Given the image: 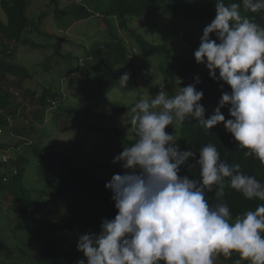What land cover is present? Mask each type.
<instances>
[{
    "label": "trees",
    "instance_id": "trees-1",
    "mask_svg": "<svg viewBox=\"0 0 264 264\" xmlns=\"http://www.w3.org/2000/svg\"><path fill=\"white\" fill-rule=\"evenodd\" d=\"M69 1L72 0L48 1V8L53 10L60 24H66L68 17L76 19L77 22L99 18L109 31L107 41L90 48L85 54L83 61L91 62L85 71L82 70L79 59L75 66L71 56H66L67 69L54 72L55 59L63 54L55 45L57 35L48 34L42 28L48 12H43L38 18L31 20L28 16L30 0H0V128H10V121L20 118V108L26 111L24 105H34L40 111L36 119L41 127L52 116L51 125L57 129L56 118L64 115V124L73 133L75 141L82 136L83 130H88L85 136L97 156L93 158L94 162L84 163L75 159L72 161V156L64 148L55 151L45 143L40 146L35 142L30 144L18 140L11 144L13 156L10 161L14 168L7 167L3 158L0 160V193L5 201L12 203L16 222L11 224L7 215L10 228L0 232V264H78L82 259L86 262L83 252L77 249L79 237L87 233L98 234L105 218H115L118 210L113 200L114 193L106 184L116 173L110 171L109 165L123 151L125 144L133 141L134 136L132 134V138L127 137L120 128H107L104 125L107 121H125V114L131 107L114 104L105 113L98 114L99 106H95L96 103L89 97H84L75 106H68V98L62 92L59 82L70 79L73 83L82 81L90 84L96 80L102 93L107 96L117 85L113 70L115 67H123L131 70L134 88L141 92V86L136 80L142 78V74L130 60L129 46L118 35L120 31L131 37L142 59L156 57L163 60L165 68L160 71L168 80L170 96L175 95L181 87L195 83V77L199 76L201 83L197 85V89L204 93L201 103L206 111H213L209 106L214 105L217 108L223 92L231 91L225 82L214 80L209 72L202 71L201 68L205 65L198 64L194 57L203 36V29L215 19L216 0H73L72 4L63 5ZM231 2L241 3L242 17L254 19V22L264 27V9L253 13L243 8L242 0H226V3ZM115 19L120 20L118 27ZM130 19L145 20L146 24L151 23L155 27L161 26L163 21L180 22L186 26L184 35L192 39L188 45L193 56L186 59L176 56L173 51L160 44L155 45L130 25ZM167 25L169 24L165 26ZM211 38L217 39L215 34ZM43 39L44 43L41 41ZM19 45L33 51L53 50L54 53L35 68H27L16 59L15 50ZM88 71H91L94 78ZM52 73L56 74L57 79L41 86V91L30 87L40 74ZM18 91L23 92V98L17 97ZM22 100L24 105L20 103ZM229 107L230 105H226L221 109L226 119L232 118ZM208 117L205 114V118ZM83 119L88 120L85 126H82ZM69 120L74 125H70ZM97 124H103L98 131V137L95 135ZM180 125V150L197 152V157L190 158L188 162L193 164L191 168L188 164L181 166L180 176L193 177L197 170L193 178H200L199 166L195 164L199 150L212 143L216 145L223 162L229 165L240 164L241 172L255 176L264 184V164L254 156L245 157L244 152L247 149L239 147L223 123H220L222 129L219 131L214 128L204 129L191 117L186 118ZM31 130L37 133L33 126ZM39 133L48 139L55 135H50L47 129H41ZM6 147L0 145V150ZM29 157L36 161V175L39 178L36 185L26 181L29 167L34 166ZM125 171L124 169L123 172ZM228 185L226 178L222 199L229 205L233 218L255 210L259 204L264 203L258 198L246 199ZM217 191L213 187L211 192H206L210 204L217 202ZM21 234H25L24 237ZM237 260L238 253H233L231 258L220 254L215 263L235 264ZM240 264L249 262L241 260Z\"/></svg>",
    "mask_w": 264,
    "mask_h": 264
},
{
    "label": "clouds",
    "instance_id": "clouds-1",
    "mask_svg": "<svg viewBox=\"0 0 264 264\" xmlns=\"http://www.w3.org/2000/svg\"><path fill=\"white\" fill-rule=\"evenodd\" d=\"M242 5L255 13L264 9V0H242ZM240 9L241 3L216 0L215 19L203 29L194 52L212 79L231 88L214 114L205 118L199 76L172 96L162 84L155 97L131 108L134 139L113 160L123 162L126 171L106 184L117 214L103 220L98 234L79 237L77 249L87 259L78 264H215L218 255L231 258L233 253L239 254L235 264H264V203L233 218L222 199L226 178L249 200L264 201V184L241 172L240 164L223 162L212 143L199 150L200 178H193L197 170L193 177L180 176L181 166L197 152L181 151L175 132H166L188 117L207 130L223 123L239 147L247 149L245 157L264 164V27L242 17ZM129 80L124 73L118 86L126 88ZM226 105L231 119L221 111ZM213 187L218 189L214 205L206 198Z\"/></svg>",
    "mask_w": 264,
    "mask_h": 264
},
{
    "label": "rangeland",
    "instance_id": "rangeland-1",
    "mask_svg": "<svg viewBox=\"0 0 264 264\" xmlns=\"http://www.w3.org/2000/svg\"><path fill=\"white\" fill-rule=\"evenodd\" d=\"M49 0H30V6L28 9L29 19L38 18L43 12H48L47 18L45 19L42 28L48 34L53 35L54 33L57 35L56 46L60 48L62 57L56 58V67L54 72H62L67 69V58L66 56H71L72 62L76 66L77 60L82 64V70L85 71L88 69V64L91 62L83 61L85 59V54L88 52L90 48L96 47L98 45H102L105 41L109 39V31L108 27L100 22L99 18H92L90 20H86L83 22H77L74 18H66V24H60L59 19L53 13L52 9L48 8ZM72 1H69L64 6L68 4H72ZM130 25L135 29L139 30V34L146 37L149 41L154 42L155 45H162L166 47L168 50L173 51L176 56H182L186 59H189L190 56H193L190 45V41L188 35H184V30L186 26L181 24L178 21H163L160 24L161 26L155 27L151 23L146 24L145 20H129ZM166 24H169L165 26ZM115 25L118 27L120 25V20L115 19ZM118 35L121 39H124L129 46L130 50V60L133 61L139 72L142 74V78L139 77L136 81L140 84L141 92H138L134 88V79L131 70L123 67H115L113 70V76L117 80V85L114 90L111 91L107 96H105L96 80H94L90 84H84L82 81H78L73 83L70 79H64L59 82L62 88V92L68 98L67 105L75 106L78 103L82 102L85 98L89 97L96 104L95 106H99V113L102 114L107 111V109L116 104V105H125L128 107H133L137 102L141 99H151L155 97L160 91V85H164L165 89L171 93V88L168 83L167 78L163 75L160 69L165 68L162 59L159 58H151L150 60H144L141 58L140 53L131 39V37L125 33L120 31ZM43 43L44 39L41 40ZM137 49V50H136ZM54 51H33L30 48L19 45L16 47L15 54L16 59L19 63L27 68H35L37 65L42 63L48 56L53 54ZM85 56V57H84ZM84 67V68H83ZM202 71L209 72L207 67L201 68ZM87 73L90 74L92 78L91 71ZM130 74V80L127 84V87L121 89L118 86V80L124 74ZM56 74H43L37 77L35 82L30 85V87L36 88L38 91H41V86H45L46 83L51 82L52 80H56ZM135 81V82H136ZM78 86L77 88H75ZM17 97L20 99L23 98V92L18 91ZM85 97V98H84ZM29 101V100H28ZM23 104L22 102H20ZM202 104V103H201ZM24 105V104H23ZM27 109L24 111V108L19 109L20 118L17 120H11V127L8 129L0 128V145L7 146L5 149L0 150V160L3 158V161L7 163V167L14 168L12 162L10 161L12 158L13 147L11 144L16 143L18 140L32 143H38L40 146H44V143L53 148V150H58L64 148L66 151L70 153L72 156L71 160H79L84 163H92L94 162L93 158L97 157L94 154L93 149L88 144V139L85 136L86 131H82V136L78 138V141H75L73 133L71 134V130H68L65 126L66 116L62 115L60 118H56L57 121V129L52 127V116H50L46 120V125L41 127L40 123L36 119V115H40V111L37 106L34 105H24ZM131 108L129 112L125 114L126 120L121 122L115 121H107L104 125L107 128L118 127L120 128L127 137L132 138V133L129 132L131 128V118L134 113L131 112ZM209 108L213 109L210 111L209 109L206 111L208 116L214 114L215 106H209ZM23 109V112H22ZM26 115V118L24 116ZM84 120V119H83ZM88 120H84L82 126L87 125L86 122ZM68 123L70 125H74V122L69 120ZM96 123V121H94ZM37 131V133L31 128ZM103 124H97L95 128V135L98 137V131L102 128ZM47 129L51 133H54V137L48 139L47 137H42L39 130ZM181 129V125H176L173 128L171 125L166 128V132L174 133L178 139L177 143L180 147V137L179 131ZM215 130L220 129V124L214 127ZM55 130V131H54ZM66 153V152H65ZM68 154V153H67ZM69 155V154H68ZM31 163L34 165L33 167H29V171L27 172L26 181L29 184L36 185L39 182V178L36 175V161L33 157H29ZM123 162L112 163L109 165V169L111 172L116 174L123 175L125 172L123 169ZM123 170V171H122ZM9 215L11 224H15L16 215L14 213V207L10 201H5L4 196L0 193V232L4 229L9 230L10 223L7 218ZM25 234H21V237H24ZM2 254V253H1ZM216 264V263H215Z\"/></svg>",
    "mask_w": 264,
    "mask_h": 264
},
{
    "label": "built area",
    "instance_id": "built-area-1",
    "mask_svg": "<svg viewBox=\"0 0 264 264\" xmlns=\"http://www.w3.org/2000/svg\"><path fill=\"white\" fill-rule=\"evenodd\" d=\"M5 161H7V160H5Z\"/></svg>",
    "mask_w": 264,
    "mask_h": 264
}]
</instances>
